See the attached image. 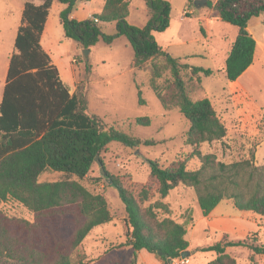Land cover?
Here are the masks:
<instances>
[{
    "label": "trees",
    "instance_id": "trees-1",
    "mask_svg": "<svg viewBox=\"0 0 264 264\" xmlns=\"http://www.w3.org/2000/svg\"><path fill=\"white\" fill-rule=\"evenodd\" d=\"M82 0H27L15 38V51L10 56L3 97L0 103V256L16 264H85L87 256L82 244L97 226L113 220V213L103 193L91 191L79 180L41 181L46 170L64 172L83 179L96 162V156L113 141L125 146L154 144L117 129L106 127L102 119L87 110L86 86L71 89L62 79L59 67L43 48L41 39L54 2L66 6L60 11L64 37L75 40L84 49L99 42L113 43L126 36L135 55L133 76L141 103V87L146 84L165 109L178 108L190 126L186 143L198 146L220 140L228 129L208 97L193 99L194 88L202 77L214 74L209 67L190 65L184 57L174 56L157 42L153 31L163 32L170 26L171 4L168 0H145L148 21L145 26L131 24L129 0H106L101 12L87 19L72 17ZM194 0H189L191 4ZM215 7L222 21L237 27L223 69L229 81L237 80L253 63L257 40L248 23L264 12V0H217ZM97 19V21L95 20ZM116 23L113 33L105 24ZM148 79L138 80L139 72ZM148 116L136 123L149 125ZM198 157L200 167L191 169L189 162ZM150 170L159 183V194L165 198L180 184L194 188L198 204L207 216L221 201L230 200L242 211L264 217V163L252 159L225 163L216 155L203 154L197 148L185 158H177L165 166L150 160ZM107 172V171H106ZM125 205L126 240L133 248L130 264H137V253L147 250L163 264L188 250V222L169 216L167 203L157 200L148 206L141 201L149 193L143 188L139 198L118 176L108 175ZM18 202L32 213V219L8 214L3 203ZM258 236L259 232L251 233ZM229 239L201 246L215 257L207 264H237L228 247L246 246L255 254H264V244L252 239Z\"/></svg>",
    "mask_w": 264,
    "mask_h": 264
},
{
    "label": "rangeland",
    "instance_id": "rangeland-1",
    "mask_svg": "<svg viewBox=\"0 0 264 264\" xmlns=\"http://www.w3.org/2000/svg\"><path fill=\"white\" fill-rule=\"evenodd\" d=\"M26 1L0 0V103ZM84 1L89 2L80 1L74 10ZM168 1L171 4L170 26L163 32L153 31V35L163 49L172 55L184 57L187 63L194 66L215 70L211 76L202 77V82L194 88L191 96L193 99L210 98L228 129L227 135L222 139L203 142L197 147L186 143V133L190 126L188 119L178 108L165 109L155 92L146 84L141 87L144 103L140 102L132 68L135 52L126 36L117 38L111 44L101 41L89 48L90 52L87 53L75 40L64 37L58 13L61 4L55 3L51 9L44 46L58 64L65 83L73 87V92L77 90V84L81 88L86 86L84 96L87 110L90 114L100 117L107 128L113 125L143 140L155 141L154 144L143 143L138 147L125 146L118 141L111 142L99 156L107 171L106 175L101 173L97 161L83 179L50 169L40 175L41 181L66 178L79 180L91 191L106 196L113 220L95 227L83 241L81 252L87 256L85 264H130L133 259V248L123 245L127 230L125 205L118 189L109 184L108 175L120 177L123 184L138 198L140 191L146 188L149 196L147 200L141 201L142 206L161 200L170 208L169 213L160 211L161 217L169 216L179 222H188L190 255L187 256V264H207L213 259L214 252L201 250L200 247L222 240L225 229H228L232 238L243 239L242 232L254 226L248 223L253 222V213L237 209L230 200L220 202L211 218L213 223L210 224V221L202 217L203 213L193 187L180 184L165 198H161L158 180L151 174L150 160L158 159L161 164L167 166L177 158L191 155L196 148L203 154L216 155L218 160L225 163L243 159H252L258 165L264 163V160L260 159V156L264 155V58L257 54L255 67L258 70H254L255 73L248 71L240 79V82L246 85L245 96L236 90H229L230 82L226 75L222 74V67H225L226 50L228 48L229 51L232 45L230 39L235 38L237 27L222 20L213 22L211 36L215 44L212 46V57L203 53L201 42L195 40L203 37L199 25L202 14L207 18L217 14L218 10L214 5L216 0H206L207 3L203 2L200 7H197L194 0L189 4V9H195L196 13H189L188 10L184 12L188 9L189 0ZM90 5L97 11L100 9V0ZM146 8L145 0H131V20L138 23V26L147 24ZM199 9L202 14L197 12ZM86 14L87 7L79 15L84 17ZM183 15H189L185 22L181 18ZM249 27L262 43L258 49L260 53L264 49V12L253 17ZM115 29V23L105 24L107 33H113ZM224 35L228 37L225 44L219 40V37ZM179 40H185L187 43L179 44ZM216 44L224 48L220 50V46ZM148 75L147 72L140 71L138 80L144 81L148 79ZM140 116H148L150 124H137L136 118ZM200 164L198 157H194L189 162V168H198ZM2 207L10 215L28 219L33 217L29 210L13 200L3 203ZM221 214L225 215L224 222L221 221ZM254 215L262 219L260 223L263 228L258 231L261 235L249 236L256 244H264V217L255 213ZM207 223L210 225L209 231ZM193 224V229H189ZM227 249L236 258L237 264H264V259L256 260L257 254L246 246H232ZM139 252L137 264H158L153 253L147 250ZM0 264L16 262L0 256Z\"/></svg>",
    "mask_w": 264,
    "mask_h": 264
},
{
    "label": "crops",
    "instance_id": "crops-1",
    "mask_svg": "<svg viewBox=\"0 0 264 264\" xmlns=\"http://www.w3.org/2000/svg\"><path fill=\"white\" fill-rule=\"evenodd\" d=\"M97 1L98 0H89V2H87V1H84V2H82L81 4H80V6L79 7H77L78 9H76V10H73L72 11V14H71V16L72 17H75V18H77V19H87V18H90V17H92V15L94 14V13H99V12H101L102 11V9H103V7H104V5H105V2H106V0H100V9L99 10H94V9H92L91 8V3H93V2H96L97 3ZM130 1V13H129V16H128V21L131 23V24H134V25H139L138 23H136L135 21H133V20H131V0H129ZM217 1V0H216ZM215 1V2H216ZM215 2H214V4H215ZM39 3H41V2H39ZM55 3H59V2H54L53 3V5H52V7H51V9L53 8V6H54V4ZM61 4V7L58 9V13L60 14V11L66 6L65 4H63V3H60ZM86 7L88 8V14H86L84 17H81L79 14L81 13V11L84 9H86ZM146 7H147V5H146ZM50 9V13H49V16H48V19H47V22H46V25H45V29H44V32H43V34H42V39H41V43H42V46H43V48L45 49V46H44V36H45V33H46V30H47V27H48V22H49V18H50V14H51V10ZM189 11V13H191V12H195L196 13V10L195 9H189V3H188V9H185L184 10V12L185 11ZM146 12L148 13V7L146 8ZM197 12H200L201 14H202V12H201V10L199 9ZM207 14H208V12H207ZM206 14V15H207ZM210 14V13H209ZM189 15H191V14H189ZM188 15V16H189ZM187 16V17H188ZM147 17L149 18V16H148V14H147ZM187 17L185 16V15H183L181 18H182V21L183 22H185L186 20H187ZM204 17V18H203ZM60 18V17H59ZM200 23H199V25H200V28H201V31H202V34H203V37H201L200 39H196L195 41H199V42H201V44H202V47H203V49H204V52L203 53H205V54H208V55H211L212 57L214 56V54H212V50H213V48H212V46H214V41H213V38H212V36H211V34H212V29H211V27H212V24H213V22H215V21H220L221 19H220V17H219V13L217 12V14L216 15H214V17H212V18H207L206 16H205V14H202V18H200ZM250 21H251V19H250ZM249 21V22H250ZM117 26H116V23H115V28H116ZM248 28H249V30H250V32L253 34V36L255 37V39L257 40V48H256V51H255V55H254V60H253V63L246 69V71L244 72V73H247L248 71H253L254 72V70H255V72L258 70L256 67H255V64H256V61H257V54H259L260 55V58L262 57V58H264V49H262L261 51H260V53H259V45L260 44H262L258 39H257V37L254 35V33L251 31V29H250V27H249V23H248ZM116 30V29H115ZM236 35H237V32H236ZM236 37V36H235ZM227 39H228V37L227 36H221V37H219V40L221 41V42H223L224 44L226 43V41H227ZM219 40H218V42H219ZM235 40V38L232 40V39H230V41H231V44H232V42ZM187 43V41H185V40H179L177 43ZM216 45H218V47L220 46L219 44H216ZM223 47V46H222ZM222 47L220 46V50L222 49ZM226 47V46H225ZM224 48V47H223ZM231 48V47H230ZM46 50V49H45ZM230 50V49H229ZM47 51V50H46ZM208 51V52H207ZM48 52V51H47ZM49 53V52H48ZM228 53H229V51H228V48H227V50H226V57H225V59H224V61H226V58H227V56H228ZM50 54V53H49ZM51 55V54H50ZM52 57V56H51ZM52 60H53V58H52ZM53 62L58 66V64L56 63V61L55 60H53ZM190 64V63H189ZM190 65H192V64H190ZM223 65V64H222ZM218 68V67H217ZM223 69H224V65H223V67H222ZM216 69V68H215ZM254 72V73H255ZM243 73V74H244ZM222 74H224L225 75V73H224V71H222ZM243 74L237 79V80H235V81H229L230 82V85H229V87H228V89L229 90H231V91H238L241 95H244L245 96V92H246V90H245V84L244 83H241L240 81V79H242V77H243ZM245 75V74H244ZM69 85V84H68ZM69 87H70V89H71V93H73V91H74V89H73V87L72 86H70L69 85ZM75 88V87H74ZM258 159H259V156H258ZM260 159L261 160H264V155L263 156H260ZM222 202V201H221ZM219 205H220V203L207 215V216H202L203 218H205V220H208V221H210V224H212L213 222H212V217L214 216V213H215V211H217V209H218V207H219ZM252 213V212H251ZM221 216H222V220L221 221H225V219H224V217H225V215H222L221 214ZM251 217H252V220H253V222H251V221H248V223H250V224H254V226H252V227H248V229H246L245 231H243L242 232V234L244 235V237H243V239L244 238H246L247 236H249L251 233H253V232H257V231H259L260 230V228H263V226L261 225V218L260 217H258V216H255L254 215V213L253 214H251ZM257 226V227H256ZM193 227H194V224L193 225H191L190 227H189V229H193ZM207 230L209 231L210 230V225L207 223ZM226 230V233L224 234V236L225 235H227L228 236V238L229 239H234V238H232V236H230L229 235V231H228V229H225ZM259 235H261V234H259ZM223 236V237H224ZM124 247H126V246H124ZM140 251H142V250H140ZM227 251H228V249H227ZM140 252L138 251V254H139ZM155 256V255H154ZM155 259H157V262H158V264H162V261L161 260H159L158 258H156L155 257ZM259 259H264V254H257L256 255V260H258V261H261V260H259Z\"/></svg>",
    "mask_w": 264,
    "mask_h": 264
},
{
    "label": "water",
    "instance_id": "water-1",
    "mask_svg": "<svg viewBox=\"0 0 264 264\" xmlns=\"http://www.w3.org/2000/svg\"><path fill=\"white\" fill-rule=\"evenodd\" d=\"M203 2L207 3L206 0H196V5H197V7L202 6ZM85 51H86L87 53H89V52H90V49L87 48V49H85ZM96 161H97L98 164L100 165V171H101V173H102L103 175H106V174H107L106 169H105V167H104L102 161L99 159V155L96 156ZM189 255H190V251H189V250L183 251V252L181 253V256H183V257H185V256H189Z\"/></svg>",
    "mask_w": 264,
    "mask_h": 264
},
{
    "label": "built area",
    "instance_id": "built-area-1",
    "mask_svg": "<svg viewBox=\"0 0 264 264\" xmlns=\"http://www.w3.org/2000/svg\"><path fill=\"white\" fill-rule=\"evenodd\" d=\"M97 21V19H95ZM171 262L173 264H187L189 262V258L187 256L183 257V256H179L176 258L171 259Z\"/></svg>",
    "mask_w": 264,
    "mask_h": 264
}]
</instances>
